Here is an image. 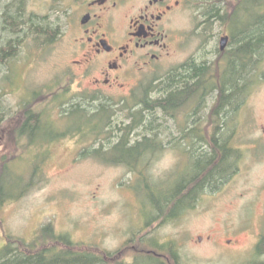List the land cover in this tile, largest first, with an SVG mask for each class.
<instances>
[{
  "label": "rangeland",
  "instance_id": "rangeland-1",
  "mask_svg": "<svg viewBox=\"0 0 264 264\" xmlns=\"http://www.w3.org/2000/svg\"><path fill=\"white\" fill-rule=\"evenodd\" d=\"M68 1L0 0V46L5 38L1 27L7 6L19 3L24 8L26 24L16 36L11 56L7 51L3 54L5 61H0V107L4 116L0 122V161H6L9 170L6 180L12 181L15 193L32 181L19 200L0 207V252L10 237L42 248L47 242L42 229L52 225L55 234L69 235L78 246L99 254L106 264L132 262L150 251L160 255L165 264H264V252L259 253L257 245L264 237V53L253 59L258 67L251 70V78L255 77L257 83L249 85L241 110L244 131L229 135L235 149V167L218 185L206 188L181 216L169 219L153 210L150 192L137 191L136 185L140 189L144 181L136 173L122 163L108 161L113 154L107 150L102 155L93 153L99 145L94 138L66 134L83 130L82 124L89 128V122L81 124L76 117H65L62 106L69 108L70 114L77 106L91 115L101 105H92L88 81L81 83L68 70L72 61L65 16ZM224 7L229 12L224 15L225 20L209 17ZM237 11V0L194 2L175 25L181 44L172 57L146 73L132 94H116L113 101L104 102V107L114 105L115 123L130 124L126 121L130 111H123L126 108L135 107L134 112L143 110L145 116L150 114L139 104L160 98V89L153 88L175 71L183 74V66L212 63L210 73L215 80L219 72L223 77L225 57L229 54L232 57L237 44L225 55L219 50L220 41L228 31L227 26L234 30ZM34 25L44 28L32 30ZM217 96L215 91L198 110L202 135L208 140L215 130L211 114ZM28 104L33 105L36 113L47 115L43 129L34 137V145L25 149L21 145L19 149L16 138L20 123L16 117ZM194 104L192 101L179 111L177 123L180 121L182 125L181 114L190 115ZM156 117V129L164 145L162 151L148 156L146 171L151 184L165 188L153 190L154 194L166 200L167 190L184 175L192 174L190 157L186 155L195 152L198 156L200 150L209 148L199 141L193 150L191 141L181 138L174 119H161V112ZM148 126L146 121L133 131L131 143L149 135ZM106 138L107 135L100 137V142L112 143ZM114 142L118 143V138ZM86 151L92 154L83 155ZM36 164L39 170L34 174ZM156 240L159 245L152 246Z\"/></svg>",
  "mask_w": 264,
  "mask_h": 264
},
{
  "label": "trees",
  "instance_id": "trees-1",
  "mask_svg": "<svg viewBox=\"0 0 264 264\" xmlns=\"http://www.w3.org/2000/svg\"><path fill=\"white\" fill-rule=\"evenodd\" d=\"M224 11H216L209 17L225 20ZM24 12V8H21L19 3L17 5L11 4V6H7L4 11L1 31L5 34V38L3 39V44L0 46V61L2 62L5 61L4 53L8 51V56H11L12 49L16 47V36L22 33V29L26 27L23 21ZM237 12L244 16L238 19V22L235 20L233 25L234 30H236L234 37L239 42H237L238 44L236 46L238 48L232 52L231 70L225 69L223 77L221 76L222 79L216 77L215 80L204 67L200 66L197 68L193 63L186 65L183 69V75L182 72L177 73L175 71L165 81L159 82L153 88L156 91L157 87L161 93L166 91V99H146L139 104H143L145 106L144 112L148 113L150 111V114L148 113L145 116L143 110L134 112L133 109H136L135 107L123 109V111H130V114L126 117V121H130L128 125L125 124V121L121 124L115 123V120H113L115 116L114 105H111V108L110 105L107 107L101 106V108H97L91 115L88 114L89 111L86 109L77 106H75L76 111H71V116L76 117L81 124L85 121L89 122V128H85V124H82L81 128L83 130H72L74 135H78L79 138L82 137L83 139L89 138L93 140L94 138L97 144L100 142V137L107 135L106 141H112L113 144H118V147L113 150L117 155L116 158L122 160L121 162L125 163L129 170L137 171L145 179L146 176L143 171L146 170L147 164L143 165L142 161L146 160L148 155L158 152L160 143H162V135L156 129V122H158L156 115L160 109L165 108L168 117L176 121L179 115L178 112L183 110L187 104L194 101V103L201 106L206 101L207 96H211L215 91L219 92L217 105L211 114L212 125L215 127L213 135L210 140L202 135V130H204L202 127L203 123L199 125V133L195 134L198 141H201L199 142L201 146H206L209 149L200 150L198 156L194 155V151V153L190 154L192 174L184 175L179 183L173 184L167 190L168 195L166 200L161 196H156L153 192V190H163L160 184H151L149 179L146 181L145 188L151 194L150 199L153 210L158 211L159 215L163 214L165 212L164 210H168L169 214L176 212L179 213L178 215H181L186 208L190 207L189 205L195 204L198 196L206 188L218 185L236 165L234 162L235 151L228 146L229 135L222 132L220 128L226 123V107L237 103L243 91V84L240 78L246 76L247 95L250 90L249 85L256 82L255 77L251 78L253 77L251 76V70H257L258 67L254 66L253 59L259 58L264 53V0H246L241 7H238ZM41 27L44 28V26ZM41 27L40 25H34L32 30L39 31L42 29ZM180 79L181 82H179ZM26 101L30 103L29 99ZM1 103L2 101L0 100V106ZM27 107L24 110L28 114L24 115L23 120L25 123L17 127L18 139L20 141L24 137L30 139V141H34V137L43 129L44 118L47 115V112L45 114H33V105L30 106L28 104ZM60 109L62 113L66 114L65 117H67L69 108L62 106ZM138 115L141 117L139 118ZM196 115H198L197 111H194L192 114L186 116L187 122L190 123L193 119H198L199 121V117L196 118ZM3 117L2 107H0V122L3 120ZM146 121L149 123L147 128L149 135H145L143 139L137 140L135 143L137 144L136 146L129 147L131 144V133L141 126H144ZM115 134L118 136H114ZM193 137V133L187 132L186 129L182 131L181 138L193 139ZM116 138H118V143L114 142ZM100 143L103 144L104 142ZM100 150L101 148L96 150L94 148L93 153H98ZM84 154L90 155L92 152L86 151ZM38 170L39 166L36 164L34 166V174ZM8 171L6 161L3 159V161H0V207L8 201L19 200L22 193H25L32 182L29 183L27 181L28 183H25V188L19 193H15L12 181L6 180ZM42 231L43 236L47 240L41 246L42 248H36V245L10 237L8 245L5 248L2 247L3 249L0 252V264H106L105 260L99 254H95L90 249H84V247L78 246L71 240L69 235L55 234L52 225L44 226ZM258 247L259 252L264 250V239ZM153 257L145 264H155L156 258ZM115 264L126 263L118 261Z\"/></svg>",
  "mask_w": 264,
  "mask_h": 264
},
{
  "label": "flooded vegetation",
  "instance_id": "flooded-vegetation-1",
  "mask_svg": "<svg viewBox=\"0 0 264 264\" xmlns=\"http://www.w3.org/2000/svg\"><path fill=\"white\" fill-rule=\"evenodd\" d=\"M196 1L197 0L68 1L65 16L67 22V33L71 39L69 44H71L70 55L72 58L68 70L69 72L71 71L74 77L79 79L81 83L88 81V87L91 90L92 97L90 100L93 103L92 105L101 104L99 106V108H101L104 102L109 103V101H113V95L119 94L117 96H123L126 92L132 94L142 83L146 73L153 71L155 67L161 64L165 59L172 57L175 48H179L181 44L179 38L180 32L177 30L175 25L181 17L189 11L191 6L194 2L196 3ZM245 1L246 0H237L238 7H241ZM226 9V7L223 8V10H225V15L228 12ZM239 12H237V14H239ZM233 16L234 15H232V17ZM232 17L230 16V18ZM243 17L244 16L239 14L236 18L241 19ZM227 28V33L221 38V40L223 38H228L227 47L224 51H222L220 41L219 48L221 52H225V55L229 53L228 51L230 47L239 43L236 37H234L235 32L232 30V26L229 25ZM236 48L238 47L234 46V49ZM225 58L224 70L228 69L230 71L232 67V57L229 54V56ZM194 66L197 68L200 66L204 67L207 72H210L213 69V64L208 62H204L202 64L196 63ZM184 67L185 66H183V68ZM219 76H222L220 72ZM240 81L243 84V93L241 92L237 103L226 107V123L220 128L222 132L228 135L233 132L242 133L244 131L245 125H243V123H245V121L243 120V112L241 110L243 109L246 96L248 95L246 93L247 89L245 77H241ZM179 82H181V79ZM61 97L62 96H60L59 99ZM166 97L167 92L165 91L162 93L160 98L166 99ZM218 97L219 92L217 98ZM208 98L209 96H207V99ZM194 105L196 106H193L194 109L191 108V112H188V114H192L194 111H197L198 114L200 106L197 103ZM160 112L163 116L161 119L169 120L165 108L160 109L159 113ZM32 113L36 114L35 110H32ZM180 113L178 112V114ZM18 114L20 115L16 117V121L20 123L19 125L24 124V115L28 114L21 110H19ZM67 116H71V114L69 113ZM181 116L182 125H180V121L177 123V120H174V123L176 127L177 124H179L178 129L181 137L184 129H186L187 132L193 133L194 141L191 138L182 139L185 141L190 140L194 150L195 144L197 143L196 145H198L199 142L195 135L196 133H199V121L198 119H193L189 123L186 120V116H183V114H181ZM197 117H199V114L196 115V118ZM170 119L173 120L172 118ZM177 119L179 120V118ZM236 119H238L237 122ZM9 123L11 124V121ZM70 133H72V131L66 132L67 135ZM66 134L63 138L66 137ZM32 142L33 141H30V139L25 137L22 141L18 139V136L16 138V144L19 146L17 148L19 149L21 145L22 148L33 146L34 143ZM162 143H160V148L157 151H162V145H164ZM98 144L99 145L95 148V150L100 148L101 150L95 154L102 155L101 153L106 152L107 150V152L109 151L108 154H113V160L109 159L108 161H117L125 165V163L121 162L122 160L116 158L117 155L113 152V150L118 147V144ZM228 144V146L231 147L230 139ZM136 145L137 144L135 143H131L129 147ZM180 149L184 153V150L182 148ZM186 156L190 157L191 155ZM147 160L148 157L143 162V165L148 163ZM131 172L136 173L140 181H144V186H141L140 189L138 185H136L137 191L149 192V190L145 188L147 179L150 180L147 171H143L146 176L145 179L142 175H139L137 171ZM183 177L181 179H183ZM181 179H178L175 183H179ZM161 186L165 189L163 185ZM164 211L165 212L161 214L162 217L165 216L169 219L177 218L183 214L178 215L179 213L176 212V214L173 212H171L173 214H169L167 210ZM263 239L264 237L258 242V246ZM153 242V244L151 243L152 246L156 247L160 243L159 240ZM228 243H230V241H228ZM262 252H264V250ZM151 257L156 258L155 264H165L162 257L156 254L155 251H150V253L142 255L140 259L136 258L133 259L132 262L130 261L124 263L145 264L151 260Z\"/></svg>",
  "mask_w": 264,
  "mask_h": 264
},
{
  "label": "water",
  "instance_id": "water-1",
  "mask_svg": "<svg viewBox=\"0 0 264 264\" xmlns=\"http://www.w3.org/2000/svg\"><path fill=\"white\" fill-rule=\"evenodd\" d=\"M227 43H228V38H223L221 40V50L224 51L227 47Z\"/></svg>",
  "mask_w": 264,
  "mask_h": 264
}]
</instances>
